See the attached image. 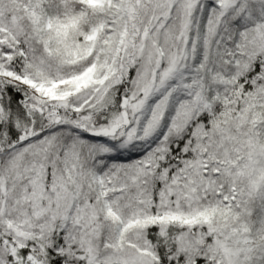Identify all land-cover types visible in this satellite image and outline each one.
<instances>
[{
	"label": "snow or ice",
	"instance_id": "6c2138e0",
	"mask_svg": "<svg viewBox=\"0 0 264 264\" xmlns=\"http://www.w3.org/2000/svg\"><path fill=\"white\" fill-rule=\"evenodd\" d=\"M0 264H264V0H0Z\"/></svg>",
	"mask_w": 264,
	"mask_h": 264
}]
</instances>
